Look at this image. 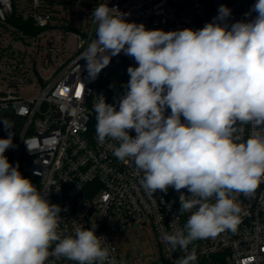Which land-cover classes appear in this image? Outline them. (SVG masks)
Wrapping results in <instances>:
<instances>
[{
  "label": "clouds",
  "instance_id": "obj_1",
  "mask_svg": "<svg viewBox=\"0 0 264 264\" xmlns=\"http://www.w3.org/2000/svg\"><path fill=\"white\" fill-rule=\"evenodd\" d=\"M231 14L222 4L199 30L165 32L128 22L129 13L103 0L91 15L95 38L79 57L90 79L121 52L138 65L128 67L116 104L97 95L95 131L100 142H118L114 156L143 173L149 196L179 193V212L191 214L183 228L174 219L162 237L185 250L176 264H195V250L187 252L194 241L235 231L243 209L234 194H252L264 182V0L245 19L230 23ZM0 124L8 132L0 138V264H46L50 255L116 264L96 224L73 221L74 235L58 232L62 209L9 163L13 122ZM243 125L251 126L247 139Z\"/></svg>",
  "mask_w": 264,
  "mask_h": 264
},
{
  "label": "built area",
  "instance_id": "obj_2",
  "mask_svg": "<svg viewBox=\"0 0 264 264\" xmlns=\"http://www.w3.org/2000/svg\"><path fill=\"white\" fill-rule=\"evenodd\" d=\"M102 2L0 0V116L9 112L22 119L6 157L39 190L48 191L51 204L60 206L58 232L62 236L74 235L73 221L86 229L96 224V235L106 238L111 256L120 264L112 233L148 217L163 258L176 264L185 250H173L162 237L173 230L169 225L174 219L183 228L191 214L179 212V193L169 188L149 196L140 184L143 173L137 172L132 161L114 156L118 142L110 138L100 142L95 131L97 95L116 104L106 84L114 75L126 80L128 67L138 66L121 52L97 78L88 77L85 61L79 57L95 38L97 25L91 15ZM106 2L110 8L129 13L128 22L167 32L203 28L222 4L231 9L230 23L245 19L256 0ZM71 39L77 47L70 46ZM0 129H4L2 124ZM250 132V125L242 126L243 139ZM130 135L135 136L134 130ZM181 191L187 194L186 189ZM234 195L243 209L237 229L190 244L187 252L195 250V264H264V182L252 194ZM46 264L77 262L50 255Z\"/></svg>",
  "mask_w": 264,
  "mask_h": 264
},
{
  "label": "rangeland",
  "instance_id": "obj_3",
  "mask_svg": "<svg viewBox=\"0 0 264 264\" xmlns=\"http://www.w3.org/2000/svg\"><path fill=\"white\" fill-rule=\"evenodd\" d=\"M70 46L77 47V41L71 39ZM127 80L129 76L124 80L114 75L108 81L106 87L111 99L115 101L119 94L125 93L123 85ZM0 138H7L6 130L0 129ZM112 238L118 248L120 264H164L152 222L148 217L126 224L121 230L113 232Z\"/></svg>",
  "mask_w": 264,
  "mask_h": 264
},
{
  "label": "water",
  "instance_id": "obj_4",
  "mask_svg": "<svg viewBox=\"0 0 264 264\" xmlns=\"http://www.w3.org/2000/svg\"><path fill=\"white\" fill-rule=\"evenodd\" d=\"M5 117L13 122V126L11 128V131H12L14 137L16 138L18 133H19V130L21 128L22 119L21 118H14L12 113H9V112L2 114L0 116V119L5 118ZM10 153H11V150L7 149L4 155L5 156L10 155Z\"/></svg>",
  "mask_w": 264,
  "mask_h": 264
},
{
  "label": "trees",
  "instance_id": "obj_5",
  "mask_svg": "<svg viewBox=\"0 0 264 264\" xmlns=\"http://www.w3.org/2000/svg\"><path fill=\"white\" fill-rule=\"evenodd\" d=\"M212 11H213V9H210L211 13H212ZM209 20L212 21V18L210 17ZM115 102H117V101L115 100ZM164 264H172V263H170L169 261L164 259Z\"/></svg>",
  "mask_w": 264,
  "mask_h": 264
},
{
  "label": "snow or ice",
  "instance_id": "obj_6",
  "mask_svg": "<svg viewBox=\"0 0 264 264\" xmlns=\"http://www.w3.org/2000/svg\"><path fill=\"white\" fill-rule=\"evenodd\" d=\"M76 95H77V96H79V95H80V92H79V91H77V92H76Z\"/></svg>",
  "mask_w": 264,
  "mask_h": 264
}]
</instances>
